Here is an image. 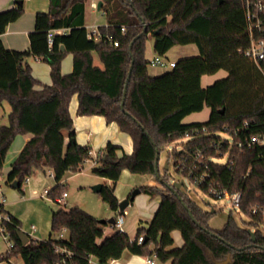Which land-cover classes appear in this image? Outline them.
I'll return each instance as SVG.
<instances>
[{
    "label": "trees",
    "instance_id": "obj_1",
    "mask_svg": "<svg viewBox=\"0 0 264 264\" xmlns=\"http://www.w3.org/2000/svg\"><path fill=\"white\" fill-rule=\"evenodd\" d=\"M103 1L108 24L98 27L99 36L90 37L85 25L88 0H50L49 10L35 16L27 50L10 49L1 39L7 26L24 14L23 0L0 11V103L7 100L11 107L8 124L0 125V170L15 138L31 134L11 164L7 184L18 181L17 188L23 192L22 185L34 170L51 169L57 185L49 189V197L67 192L61 182L65 174L82 170L92 158L90 147L78 142L74 130L70 102L77 95L78 115L104 116L133 138L132 153L109 142L92 168L94 174L113 181L99 193L117 211L115 186L123 170L156 175L157 150L160 154L187 132L193 134L195 128L206 126L209 134L193 135L183 142L184 150L173 152L175 164L196 148L216 154L219 138L214 133L241 121H251L249 133H263L264 88L251 96L250 91H243L241 97L238 90L245 84L254 87L264 75L243 53L250 43L245 0ZM62 29L66 31L56 33L50 44L48 32ZM150 38L159 55L175 45L192 43L201 53L180 58L171 70L151 75L145 56ZM94 52L103 67L94 63ZM70 53L73 70L63 73L62 61ZM30 56L50 64L52 83L42 84L34 77L27 62ZM220 69L228 75L204 87L202 77ZM206 106L211 109L207 121L184 123L186 116ZM212 167L226 182L225 167ZM233 174L235 184L230 189L242 191L239 209L251 218L248 226L240 225L231 214L223 227L212 228L209 220L216 210H204L182 187L172 190L167 178L161 177L156 184L139 187L151 198L159 197L160 204L134 239L118 229L104 236L98 217L80 206H61L52 212L49 237H30L24 244L18 236L21 221L9 213L11 219L3 225L14 247L3 259L20 257L26 264H91L95 257L100 264H108L128 250L171 264H217L229 255L227 264H264V148L245 150ZM63 229L67 230L64 237L60 236ZM174 230L181 232L182 246L175 245ZM140 235H144L141 243ZM62 248L71 250V256L62 253Z\"/></svg>",
    "mask_w": 264,
    "mask_h": 264
},
{
    "label": "crops",
    "instance_id": "obj_2",
    "mask_svg": "<svg viewBox=\"0 0 264 264\" xmlns=\"http://www.w3.org/2000/svg\"><path fill=\"white\" fill-rule=\"evenodd\" d=\"M14 1L15 0H0V11H4V10L12 8L15 5ZM100 1H102V5H103L104 4L103 0H88L87 2L86 13H85V25L88 29V32H92L94 28H98L99 26L108 24L107 17L104 11L101 9L102 5L99 7ZM23 4H25L24 14L18 20L11 22L7 26L6 31L1 35L2 36L1 39L6 45V47L13 49V50L14 49L15 50H27L29 48L30 46L29 34L35 28V22H36L35 16L37 12H46L49 10L50 0H23ZM153 42H154L153 39L150 38L148 39L146 43L145 56L148 61L156 55V53L154 52V48H153ZM193 46H194L193 43L185 44V45H175L163 56L166 58H170L173 61L175 60L177 61L183 55L184 56L188 55L187 54L188 51H194L195 48ZM93 55H94V63L100 67H103V63L101 62L99 55L96 52H94ZM27 62L30 64L32 68V73L34 77L40 80L42 84L52 83L51 66L48 62L42 60L39 57H35V56L28 57ZM73 66H74V56L71 53L67 54L66 57L62 61V72L63 73L72 72ZM150 66H155V65H151V64L148 65V71L151 75H159L168 70H171V68H169L168 70H162L159 72H155L150 69ZM206 76L208 75H204L202 77V85L204 87L205 85L203 84V78H205ZM40 87L42 86L37 85L36 88H40ZM78 105H79L78 96L74 95L70 102V112H71V115L74 121V130L76 133V138L80 144L90 147L92 151V158L85 161L83 167L81 168L82 170H80L81 172L85 170L84 166L85 164H88V163H90L88 169L91 170L92 172V168L95 165L94 160H93L95 159L94 154L99 155V153L102 152V150L107 146L109 142L122 147V151L126 153L133 152V149H134L133 138L128 133L121 131L117 123L115 122L110 123L106 120L104 116H101V115H93V116L92 115H78L77 113ZM10 110H11V107H10ZM210 112H211V109L209 107V114ZM197 113H200V112H194L192 114H189L188 116L184 118V120ZM8 118L7 120L4 119L2 124H8L9 122ZM31 137H32L31 134H25V135H18L15 138L14 142L16 141V144H17L16 145L17 152L15 154L16 155L15 158L17 157V155L19 154V152L21 151L25 143ZM67 142H68V138L66 139V143ZM11 164H10L9 170L7 171V175L11 170ZM124 171L125 170H123V172ZM41 172L46 175L49 174L50 177L55 179V176L51 169H44V170H42V168L36 169L34 170L32 175H34L36 178V176L38 174H41ZM68 172L65 174V176L61 180L62 183L65 182V177L68 175ZM88 178L90 180V183H102V186L110 184L112 182L111 179L101 177L96 174ZM30 181H31V176L28 178L27 185H26V192H28V194L25 191H23L22 195L13 189H3L2 185L0 184V196H2L5 199L3 203L5 211H7L8 213H11L12 215L20 219L21 224L23 222L22 219L24 218L23 217L24 216V212H23L24 205L28 203L27 205L33 204L34 206L38 207V209L42 208L43 207L42 199L45 198L42 196V194L46 189L52 188L49 186L45 187L42 191H40V193H38L37 188H35L36 184ZM137 183L138 182L134 181V182H131L130 185L132 187L137 186L138 188L142 186ZM148 183L156 184L157 182L153 178H151V179H148ZM115 191H116V188H115ZM115 194L118 197L119 202L129 197V196L125 197V194L117 193V191L115 192ZM148 196H149L148 194L140 192L135 197L134 201L130 202L133 206H135L136 203H138L139 205V207L135 209L134 211L132 221H135V219H138V221L141 222L140 225H144L145 223L151 221V219L154 217L155 212L160 204V198H156L155 201L148 202L147 201ZM68 197H69V193L66 198ZM131 204H129L127 207H129ZM127 207L125 209V214L127 213ZM116 212L119 213V210H117ZM111 217L116 218V216H111ZM26 221H28V218H26ZM33 225L35 227L34 229L32 228ZM103 225H104L103 226L104 236H110L117 229L113 223L106 222V223H103ZM125 231L132 239L137 237L136 236L137 232H136V235L132 236L129 232H127L126 228H125ZM37 232L40 233V228L37 227L35 224H31L29 232L27 233L32 235V237H34L33 234ZM50 234H48L46 238H48ZM65 235H67V232L65 233ZM0 237H1V242L3 244V247H5L0 250V264H3L5 262L3 258L5 257V255H7V252H8V246L6 244V241L3 239V237L1 235ZM173 237L175 239V245L182 246L184 244V240L179 230L173 231ZM12 258L17 259L18 257H12ZM19 259L20 261H17L16 263H20L23 261L20 257ZM113 261L115 264H171V261L161 262L154 255L147 256V255L133 254L132 252H129L128 250H125L120 258L115 259ZM151 261H153L154 263H152ZM91 262H92L91 264H94L95 262L100 264L96 260L95 257L91 258Z\"/></svg>",
    "mask_w": 264,
    "mask_h": 264
},
{
    "label": "rangeland",
    "instance_id": "obj_3",
    "mask_svg": "<svg viewBox=\"0 0 264 264\" xmlns=\"http://www.w3.org/2000/svg\"><path fill=\"white\" fill-rule=\"evenodd\" d=\"M193 47L195 48L194 51H188L187 53L188 55L185 56L183 55L180 58L200 55L201 52L199 47L196 44H194ZM150 69L155 72H159L162 70H168L169 68L162 66H150ZM227 75H228L227 70L220 69L215 74H211L203 78V84L205 85V87L209 86L212 83H214L216 80L226 77ZM263 88H264V77L261 75L260 81L255 82L254 87L249 88V84H245L239 87L238 97L239 96L241 97L243 91H250V96H251L256 92V90L262 91ZM9 111H10V104L8 103L7 100H4L2 103H0V124L3 123L4 119L7 120ZM209 116H210L209 107H206V109H204L202 112L186 118L184 120V123L205 122L209 119ZM16 145H17L16 141L12 143L10 151L8 152L6 157L4 167L0 170V184L2 185L3 189H13L22 195L23 194L22 191H20L16 187H13L9 183L7 184L6 182L7 171L10 168L11 162L15 160V156H16L15 154L17 152ZM166 162L169 163V167L167 169H165ZM89 165L90 163L85 164L84 166L85 170H83L82 172L80 170L76 172L69 171L68 175L65 177L64 184L66 187V191L69 193V197L66 198L67 201L66 204L64 205L57 204V202L56 203L52 202L47 197L42 199L43 207L40 209H38V207L34 206L33 204L30 205H27L28 203L25 204L23 207L24 218L22 219L23 231L29 232L31 224H35L37 227L40 228V233L39 232L34 233L33 234L34 238L45 239L48 236V234H50L49 232L51 230L52 210L57 211V209L60 208L61 206H65V207L80 206L86 211L98 217L99 219L108 220L111 216H116L117 218V216H119V213L111 209L110 206L105 201H103L100 193L95 191L93 188V186L102 183H90L88 177L94 175V173L88 169ZM159 175L160 177H166L168 183H170L171 185L175 181L184 180L185 186L182 187V191L186 192L190 196V198L193 199L204 210L211 211L212 209H215L216 213H214V215L209 220V225L212 228L223 227L231 214L234 216L236 221L244 227L248 226V224L250 223L251 218L247 214L243 213L239 208L232 206L229 200L213 198L207 192H205L204 189H201L200 187L193 184L189 180V178L185 176L182 172H179L177 168L174 166V160L170 156L168 147H164L160 151ZM151 178H153L156 182L159 180L157 175L151 176L147 174L146 175L136 174L130 172L129 170H125L124 172H122L121 177L117 182L115 188L117 193L120 194L123 193L125 194V197L130 196L132 191L135 188H138L137 186L132 187L130 185L131 182L136 181L138 182L137 184L145 185V184H149L148 179ZM31 181L36 184L35 188H37L38 193H40V191H42L45 187L48 186L53 187L57 185L56 180L54 178L50 177L49 174L46 175L42 172L41 174H38L36 178L34 175H31ZM24 183L25 184L22 185V189L23 191L26 192L27 180ZM107 185H113V181ZM26 193L28 194V192ZM156 198L159 197L151 198L150 196H148L147 201L148 202L155 201ZM138 207H139L138 203H136L135 206L131 204L129 207H127V213L124 215V223H125L124 227L127 229V232H129L132 236L136 235L137 229L142 226L140 225L141 222L138 221V219L132 221L134 211ZM26 218H28V221H26ZM2 248L5 247H3L0 237V250ZM17 261H20L19 257L17 259L10 258L9 261L5 260L3 264H15ZM94 264H98V263L95 262Z\"/></svg>",
    "mask_w": 264,
    "mask_h": 264
},
{
    "label": "built area",
    "instance_id": "obj_4",
    "mask_svg": "<svg viewBox=\"0 0 264 264\" xmlns=\"http://www.w3.org/2000/svg\"><path fill=\"white\" fill-rule=\"evenodd\" d=\"M245 15L250 43L249 46L243 50V53L264 75V0H245ZM65 31L66 30L64 29L50 30L48 32L49 43L51 44L53 42L56 33H63ZM89 36H99L98 28H94L92 32H89ZM114 44L118 45V42L114 41ZM176 62V60L173 61L170 58H166L159 54H156L149 60V64L151 65L168 67L171 69L176 66ZM250 127L252 126L251 121L249 120L239 122V124L232 129L224 127L214 133L219 138L216 154L208 155L201 148H196L193 149L190 154L188 153L187 157L180 159L177 164L174 162V166L187 176L193 184L204 189V191L213 198L229 200L232 206L239 208L242 191L240 189H230L235 184L233 173L237 167L238 159L242 156L245 150L254 146L264 148V132L249 133ZM201 133L209 134L206 126L201 130L195 128L193 134L187 132L184 138L166 146L169 148V153L171 154L172 159L175 150H184L183 142L188 141V139L190 140L193 135H200ZM221 147H225L226 150L222 151ZM90 153L92 155V151H90ZM101 154L102 153H99V155L94 154V164H97ZM212 164L223 165L225 167L226 173H224V175L227 178L226 182L221 180L220 172L218 170L216 172L213 171ZM248 174L249 169L246 175ZM48 191L49 189H46L42 196L47 197L52 200V202H57V204H66L65 199L68 196V192H64L61 196L56 198H51L48 195ZM4 201L5 199L0 196V235L6 241L8 252H10L14 247V241L7 231H5V226L3 225L4 221H9L11 219L10 214L4 209ZM252 211L256 212L257 208H253ZM124 215L125 214L121 215V213H119V216H117V220L114 223V226L121 232H126L124 228ZM32 228H35L34 225ZM66 232L67 230L63 229L60 236L64 237ZM28 235L32 237V235ZM143 240L144 235H140L138 237V242L141 243ZM61 252L67 257L72 254L71 250H68L67 248H62ZM151 262L154 263L153 261ZM15 264L26 263L22 261ZM56 264L61 263L58 262ZM108 264L115 263L112 260Z\"/></svg>",
    "mask_w": 264,
    "mask_h": 264
},
{
    "label": "water",
    "instance_id": "obj_5",
    "mask_svg": "<svg viewBox=\"0 0 264 264\" xmlns=\"http://www.w3.org/2000/svg\"><path fill=\"white\" fill-rule=\"evenodd\" d=\"M15 2V1H14ZM102 5V1H100V3H99V7ZM65 48H64V46H62V50H64ZM125 89L126 90H124V94L127 92V85L125 86ZM122 105L124 106V101L122 102ZM159 157H160V154H159V150H157V157H156V175L158 176V178H160L161 179V177H160V175H159ZM169 167V163L168 162H166V164H165V169H167ZM18 181H14L11 185L13 186V187H18ZM185 185V182H184V180H181V181H175L173 184H172V187L170 186V188L172 189V190H176V189H180L181 187H183ZM102 184H97V185H95V186H93V188H94V190L95 191H97V192H100L101 191V189H102ZM141 192V190H140V188H135L133 191H132V193L130 194V196L129 197H127V198H125V199H123V200H121L120 202H119V207H118V210H119V213H121V215L122 214H125V209H126V207L129 205V204H131L130 202L131 201H134V199H135V197L139 194ZM212 212H214V209H212ZM116 218L115 217H111V218H109L108 220H106V219H100V223H106V222H108V223H115L116 222ZM250 232H251V234H252V236H253V238H255V233H254V231H252L251 229H250ZM18 236H19V238H20V240L24 243V244H26V243H28L29 242V240H30V236L28 235V233L27 232H25V231H23L22 229H20L19 231H18ZM231 261V257H230V255L228 256V258L226 259V260H223V261H218L217 262V264H227V263H229Z\"/></svg>",
    "mask_w": 264,
    "mask_h": 264
}]
</instances>
